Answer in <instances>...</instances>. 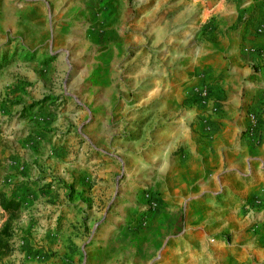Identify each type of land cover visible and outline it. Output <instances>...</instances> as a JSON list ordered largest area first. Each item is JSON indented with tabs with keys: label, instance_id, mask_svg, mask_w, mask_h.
Returning <instances> with one entry per match:
<instances>
[{
	"label": "rangeland",
	"instance_id": "374dc122",
	"mask_svg": "<svg viewBox=\"0 0 264 264\" xmlns=\"http://www.w3.org/2000/svg\"><path fill=\"white\" fill-rule=\"evenodd\" d=\"M160 2L0 0V264H264L227 253L235 235L209 207L223 193L136 177L146 123L161 116L146 95L178 89L188 70L150 31L181 25L175 9L150 19ZM124 222L132 248L113 251Z\"/></svg>",
	"mask_w": 264,
	"mask_h": 264
},
{
	"label": "crops",
	"instance_id": "0c3cea01",
	"mask_svg": "<svg viewBox=\"0 0 264 264\" xmlns=\"http://www.w3.org/2000/svg\"><path fill=\"white\" fill-rule=\"evenodd\" d=\"M174 9L181 25H151L150 31L160 29L161 43L182 50L179 65L188 67L187 75L178 89L146 95L144 107L152 111L160 100L161 116L146 123L153 144L136 177L144 174L142 188L153 189L156 172L165 192L180 185L183 192L223 193L216 199L223 203L213 200L209 207L225 212L210 220L223 218L226 232L235 235L227 253L264 261V0H161L150 19L158 10L167 19ZM107 43L106 37L97 40ZM196 89L205 94L193 96ZM184 177L192 180L179 184ZM126 182L119 183L121 191ZM125 223L113 251L132 248Z\"/></svg>",
	"mask_w": 264,
	"mask_h": 264
},
{
	"label": "built area",
	"instance_id": "2783aa9c",
	"mask_svg": "<svg viewBox=\"0 0 264 264\" xmlns=\"http://www.w3.org/2000/svg\"><path fill=\"white\" fill-rule=\"evenodd\" d=\"M203 94H205V93L199 94V95H197V96H200V95L203 96ZM207 129H208V128H207ZM153 204H154V202L152 201V202L150 203V205H153Z\"/></svg>",
	"mask_w": 264,
	"mask_h": 264
},
{
	"label": "trees",
	"instance_id": "16d2710c",
	"mask_svg": "<svg viewBox=\"0 0 264 264\" xmlns=\"http://www.w3.org/2000/svg\"><path fill=\"white\" fill-rule=\"evenodd\" d=\"M9 206V204H7Z\"/></svg>",
	"mask_w": 264,
	"mask_h": 264
}]
</instances>
